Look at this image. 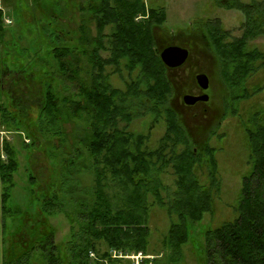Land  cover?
Instances as JSON below:
<instances>
[{"label": "trees", "instance_id": "trees-1", "mask_svg": "<svg viewBox=\"0 0 264 264\" xmlns=\"http://www.w3.org/2000/svg\"><path fill=\"white\" fill-rule=\"evenodd\" d=\"M225 1L224 7L239 8L245 14L241 34L233 36L219 18L205 20L204 33L233 103L250 97L246 85L256 69V60H262L264 66V52L247 48L251 39L264 33V0ZM73 4L79 11L78 24L71 28L68 23L59 24L62 12L54 11L50 18L53 26H45L43 31L51 42L37 45L32 59L23 67H19L22 59L15 58V63L11 53H0V109L5 117L8 119V98L24 116L35 109L37 122L43 128L56 126L53 133L59 137L55 141L60 143L63 137L65 144L70 140L63 123L79 119L75 139L86 149V155L76 152L77 147L70 152L64 149L68 154L58 165L59 178L65 172L64 182L60 178L58 186L54 177L39 186L45 193L39 209L42 217L31 235L36 244L24 247L31 238L26 233L19 234L20 246L9 247L4 238L3 264H29L32 256L36 257L34 264H105L104 258L124 264L123 259L111 257V250L146 252L150 235L148 194L157 203L164 201L154 167L167 157L166 149L172 153L169 158L178 164V160L183 161L177 167V189L169 201L162 203L177 214L178 221L172 222L166 243L173 257H180L183 244L189 240L188 220L200 221L204 212L211 211L213 198L209 189H199L191 169L194 162H201V152L192 147L193 139L176 109L169 105L175 86L158 44L159 38L169 32L166 9L163 5L149 6L147 0H74ZM4 15L0 3V43H4ZM164 39L169 40V35ZM117 73L124 79L123 88L111 82ZM147 112L156 120L165 115L168 124L166 135L154 149L146 145L148 135L130 129L132 121ZM250 121L254 126H247L246 133L253 171L243 179L238 216L206 233L208 264H264V116L255 112ZM177 141L185 145L180 152L176 151ZM204 149L211 156L213 176V150L209 151L206 144ZM16 156L14 147L3 145L0 177L4 183V220L11 211L8 200L19 167ZM85 171L91 172L93 185L78 187L70 182L74 172ZM35 178L30 177L33 181ZM63 185L72 198L68 208L73 206V213L60 205ZM110 185L119 190L116 199L108 190ZM59 212H64L70 222L69 237L62 247L55 243V226L50 221ZM92 252L97 254L95 259Z\"/></svg>", "mask_w": 264, "mask_h": 264}, {"label": "rangeland", "instance_id": "rangeland-1", "mask_svg": "<svg viewBox=\"0 0 264 264\" xmlns=\"http://www.w3.org/2000/svg\"><path fill=\"white\" fill-rule=\"evenodd\" d=\"M243 1L248 2L250 0ZM225 2V0H147L149 6L163 5L165 7V26L169 30L166 35H170L171 32L179 33L180 37L178 39L182 43L187 42L186 33L192 30H200L205 26V20H214L215 18H219L223 27L229 29L233 36H239L241 34L240 25L245 20V14L239 8L224 7ZM0 3L5 13L4 43H0V53L2 56H7V52L11 53L9 56L12 58V62L15 60V63H17L15 58H19L20 61L22 59L19 67H23L21 65H25L32 59L37 45H46L51 42L50 39L44 36L43 31L46 27L53 26L50 18L54 11L62 12L59 24H64V26L69 25L71 28L76 26L80 20L79 11L76 10L73 4L74 0H68V3L66 0H0ZM66 5L68 6L66 7ZM66 23L68 24L66 25ZM174 41L171 38L164 40L160 37L158 44L163 48ZM247 48H258L264 52V35L251 39ZM26 53L27 55L24 56ZM203 54L195 48L192 54L193 60L185 65L184 70L171 73L176 87L169 96V105L176 109L185 130L189 137L193 139L192 147L197 152H201L199 153L202 157L201 162H194L191 169L201 186L199 189H209L213 198L212 209L204 212L200 221L192 222L191 219L188 220L189 240L183 244L181 256L175 254L176 258L173 257L172 249L167 246L166 237L172 222H177L178 218L175 211L170 212L169 207L162 206V203L169 201V197L177 189V167L180 168L183 161L178 160V164L176 160L169 158L172 153L166 149L167 157H164L161 163L158 162L157 168L154 167V172H156L155 182L163 194L164 201L157 203V199L148 194L150 235L147 238V250L146 252L143 251L147 253L144 254L146 258H143V264H208L205 248L206 233L225 222L233 221L238 216L236 208L240 200L243 179L253 171V162L249 158L246 127L254 126L249 120L255 112H260L264 116V66L261 65L262 60H256V69L249 77L246 85L250 97L242 98L240 101L233 103L229 100L230 96L227 94L221 73L217 78V74L216 77L211 72L214 77V79L212 78L214 85L212 84L211 93L215 95L209 104L208 111L203 112V109L198 106L187 108L180 105V102H182L180 99L181 93L186 89V82L191 80L192 73L199 70L210 71L207 67L209 52L205 50ZM210 54H213L212 50ZM168 72L171 71L168 70ZM126 73L124 71L125 75ZM123 80V77L118 73L111 78L113 86L120 88L125 86ZM217 82L218 85L220 83V89L217 88ZM3 91L9 95L7 89H3ZM8 103L9 110H6L8 119L0 109V152L3 153V145L9 143L16 150L19 167L14 174L15 185L8 200V209L11 211L7 214L5 220L2 208L4 183L0 177V264H3V239L7 240L9 247L12 244L20 246L19 234L26 233L30 237L33 229L38 224L39 218L42 217L39 209L41 207V196L45 192L39 187L41 182L46 185L45 180L48 179L50 182L54 177L57 179L56 184L58 186H60V178L64 182L65 172L62 171L59 178L58 165L60 159L62 162L64 155L66 157L70 149L77 147L76 152L80 151V153L86 155L83 144L75 139L76 135L79 134L77 129L80 123L79 119L67 120L63 123L66 138H69L70 143L66 141L65 144L63 137H61L62 140L59 143V141H55L58 140L55 139L59 137L58 134L53 133L56 126L49 124L43 128L41 123L37 122V110L31 109L29 114L24 116L22 112L20 113L15 109V106L13 107L9 98ZM154 120H156L155 116L147 112L143 116L135 118L130 126V129L136 134L144 133L148 135L146 145L153 147V149L159 147V141L166 135L168 128L165 115H160L158 120ZM205 144L208 145L209 151L210 149L213 150L212 155L215 158L216 170L213 176L211 172L212 160L209 158L211 157L210 154L208 157L207 149H204ZM175 146L177 152L185 147L184 143L179 141L176 142ZM31 176L36 177L34 181L30 179ZM72 176L73 180L70 182L78 187L91 186L94 183L91 172L85 171L82 174L74 172ZM214 180H216L215 183H213ZM63 187L64 185L62 189ZM58 188L56 186L54 189L58 190ZM64 190L59 191L61 195L60 205L62 209L65 207L67 211L73 213V206L68 208L70 206L69 201L72 198ZM108 190L113 197L119 191L112 185L108 187ZM116 196L114 199H116ZM50 221L55 226V243L60 244L61 246H59L62 247L70 233V222L67 215L64 212H59L51 216ZM44 228L48 229L47 226ZM35 241V237L31 236L28 245L26 244L24 247H32L36 244ZM104 247V244H102L101 249L103 250ZM92 253V257L95 259L97 254ZM35 258V256H32L29 264H34ZM109 259L104 258L102 261L105 264H120ZM121 261L125 264H131V260L128 259ZM19 264L23 263L20 262Z\"/></svg>", "mask_w": 264, "mask_h": 264}, {"label": "flooded vegetation", "instance_id": "flooded-vegetation-1", "mask_svg": "<svg viewBox=\"0 0 264 264\" xmlns=\"http://www.w3.org/2000/svg\"><path fill=\"white\" fill-rule=\"evenodd\" d=\"M189 32V31H188ZM187 35V42L186 43H182L180 41V39H178L180 37V34L179 33H172L169 35V39H174L175 41L172 42V44H169V45H177V46H180L182 48H186L188 50V57L187 59L185 60L184 63H182L181 65L179 66H175V67H168L169 70L171 71L170 73H178V71L180 70H184L183 68H185V65L187 63H189L190 60H193V50H195V48H197L198 51H201V54H203V51H208L209 54H208V62H207V67L208 69H210V71H203V70H199L197 71L196 73H192V76H191V80L189 82H186L187 85H186V89L183 90L180 89L182 91L181 93V100L182 102H180V105L183 107H187V108H191V107H201L203 109V112L204 111H208L209 109V104L210 102L212 101V98L215 94H212L211 93V90H212V84L214 85L213 81H212V78L214 79V77L212 76V73L217 74V78H219V63L217 61V58L212 54H210V51H209V48H208V44H207V38L205 36V33H204V27L201 28L200 30H192L191 32L189 33H186ZM183 35V34H182ZM261 35H264L263 34H260ZM259 36V35H258ZM256 36V37H258ZM165 38V36H164ZM166 40V39H164ZM166 47V46H165ZM162 47H160L161 49ZM164 48V47H163ZM162 48V49H163ZM204 55V54H203ZM197 59V57H196ZM218 67H217V66ZM201 74H206L207 77H208V81L206 82L207 83V87L205 88L201 81L199 80L198 76L201 75ZM171 77H172V80H174V77L173 75L171 74ZM174 83V82H173ZM217 85H218V82H217ZM175 86V84H174ZM176 87V86H175ZM178 88V86H177ZM180 88V87H179ZM217 88L220 89V83L219 85L217 86ZM217 92V91H216ZM204 94H207L208 95V99L207 100H197L195 101L193 104H188L185 102V96L187 95H191V96H201V95H204Z\"/></svg>", "mask_w": 264, "mask_h": 264}, {"label": "water", "instance_id": "water-1", "mask_svg": "<svg viewBox=\"0 0 264 264\" xmlns=\"http://www.w3.org/2000/svg\"><path fill=\"white\" fill-rule=\"evenodd\" d=\"M160 57L164 64L167 67H175L179 66L185 62L188 57V50L186 48H182L177 45H168L163 49H160ZM199 80L201 81L202 85L206 88L208 77L206 74H201L198 76ZM208 95L204 94L201 96H185V102L188 104H193L197 100H207Z\"/></svg>", "mask_w": 264, "mask_h": 264}, {"label": "built area", "instance_id": "built-area-1", "mask_svg": "<svg viewBox=\"0 0 264 264\" xmlns=\"http://www.w3.org/2000/svg\"><path fill=\"white\" fill-rule=\"evenodd\" d=\"M92 254L93 253H91V256ZM111 256L120 259H130L133 262V264H141L143 258H146V256L141 251L134 253V252L118 250V249L113 250L111 252Z\"/></svg>", "mask_w": 264, "mask_h": 264}, {"label": "crops", "instance_id": "crops-1", "mask_svg": "<svg viewBox=\"0 0 264 264\" xmlns=\"http://www.w3.org/2000/svg\"><path fill=\"white\" fill-rule=\"evenodd\" d=\"M124 261H125V260H124ZM124 264H125V262H124ZM131 264H133L132 261H131Z\"/></svg>", "mask_w": 264, "mask_h": 264}]
</instances>
